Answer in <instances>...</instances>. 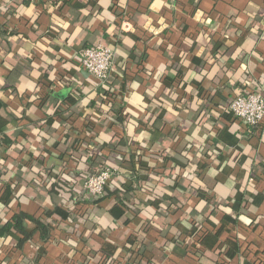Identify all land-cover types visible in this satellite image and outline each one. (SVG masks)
<instances>
[{
    "label": "crops",
    "instance_id": "obj_1",
    "mask_svg": "<svg viewBox=\"0 0 264 264\" xmlns=\"http://www.w3.org/2000/svg\"><path fill=\"white\" fill-rule=\"evenodd\" d=\"M98 43L105 85L79 67ZM241 89L264 94V0H0V226L52 225L0 235V264H264V120L229 112ZM103 163L88 204L72 180Z\"/></svg>",
    "mask_w": 264,
    "mask_h": 264
},
{
    "label": "built area",
    "instance_id": "obj_2",
    "mask_svg": "<svg viewBox=\"0 0 264 264\" xmlns=\"http://www.w3.org/2000/svg\"><path fill=\"white\" fill-rule=\"evenodd\" d=\"M114 57L115 52L109 45L98 43L87 46L81 51L79 67L89 72L99 85H105L114 70ZM228 110L246 126H259L264 120V94L258 90L241 89L229 102ZM117 173L116 168L104 167L90 174L84 184L87 199L101 197Z\"/></svg>",
    "mask_w": 264,
    "mask_h": 264
},
{
    "label": "trees",
    "instance_id": "obj_3",
    "mask_svg": "<svg viewBox=\"0 0 264 264\" xmlns=\"http://www.w3.org/2000/svg\"><path fill=\"white\" fill-rule=\"evenodd\" d=\"M105 88V87H104ZM106 89V88H105ZM100 98L102 99L101 101L106 100V95L104 96V94H100ZM95 156V155H94ZM92 156L90 157V161L92 162V164L95 161V157ZM78 160L82 159V156H78L76 157ZM2 159V158H1ZM0 159V163H2V160ZM131 159V158H130ZM89 161V163H91ZM92 164H88L89 167H87L86 169H83L79 172H77V176L72 180V183H75L74 185H72L75 188H79V191L84 190V184L85 181L87 180V177L92 174V173H96L98 172L101 168L104 167H109V168H117L114 165L111 164H104L102 167L99 168H95L94 170L92 169ZM1 165V164H0ZM48 178V186L50 188V191H55L58 192L60 195H63V204L62 206H55V209L53 210V212H49L48 214H54V213H58L59 215H61L64 219H69L70 214L72 213L73 210H75V208H73V205L71 204L70 201H68L67 196H64V190L59 186L58 182H56L54 179H52L51 177H44ZM72 187V188H73ZM106 190V189H105ZM125 192H127V190L125 189ZM105 193L96 199L93 200H88L85 202H88V204H90V202L92 203H97L99 202L101 199L104 198ZM199 196L202 198H206L208 199L207 196H205L203 193L199 192ZM70 202V203H69ZM61 207V208H60ZM84 212V211H83ZM78 213V212H77ZM83 213H81L79 215V217H82ZM29 223H31V225H33L34 227L31 228L29 226ZM52 229V225L49 224L46 221H43L39 218H36L24 211H21L19 213L14 214V216L12 217L11 220L3 223L0 226V235H8L11 232H14L16 234H19L21 237L19 238L18 242L16 243V247L21 248L23 247V245L28 242V241H33V238L35 236L36 233H39V237L42 241H46L48 240V238L50 237V232ZM236 240H229V243L231 245H237ZM228 258H232L234 257V255L230 252L227 253ZM109 260H106L105 264H111L113 262V257L112 256H108ZM109 262V263H108Z\"/></svg>",
    "mask_w": 264,
    "mask_h": 264
}]
</instances>
